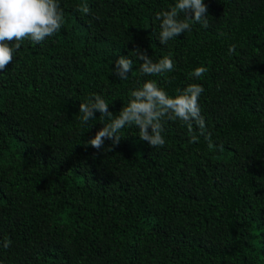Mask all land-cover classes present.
Listing matches in <instances>:
<instances>
[{
    "label": "trees",
    "instance_id": "trees-1",
    "mask_svg": "<svg viewBox=\"0 0 264 264\" xmlns=\"http://www.w3.org/2000/svg\"><path fill=\"white\" fill-rule=\"evenodd\" d=\"M203 2L207 28L160 44L156 13L175 0H59L61 31L14 50L0 72V264H264V0ZM136 48L174 70L143 75ZM146 80L169 95L200 84L216 148L166 118L163 147L132 127L87 144L109 120L82 124L79 104L100 95L118 115Z\"/></svg>",
    "mask_w": 264,
    "mask_h": 264
},
{
    "label": "clouds",
    "instance_id": "clouds-1",
    "mask_svg": "<svg viewBox=\"0 0 264 264\" xmlns=\"http://www.w3.org/2000/svg\"><path fill=\"white\" fill-rule=\"evenodd\" d=\"M77 10L85 15L91 11L87 5ZM207 13L203 0H175L171 8L156 13L155 19L160 22V44H167L181 33L191 31L193 23L207 28ZM181 14L183 19L180 18ZM64 24L65 18L59 0H0V72L12 63L13 52L20 48L22 41L30 40L33 44H39L60 32ZM234 50V45L229 47V52ZM133 52L136 59L141 61L140 72L145 76H163L175 68V62L170 56L154 62L151 56L139 48ZM115 65L114 74L120 80H127L133 69V60L128 56H120ZM206 71L205 67H197L190 75L199 78ZM203 91L200 84L191 83L178 90L176 95H169L156 80H146L130 92L128 103L115 116L108 110V103L100 95L93 94L87 102L79 104L81 123L87 125L94 118L95 112L100 113L102 120L108 118L109 122L102 123L103 127L87 144L97 150L105 149V139L111 140L112 145H118L123 138L121 131L132 127L138 129L136 135L139 139L152 148L163 147L166 141L162 134V122L166 118L168 121L183 122L191 134L190 142H198V137L203 136L208 149L214 150L216 145L212 142L211 133L207 132L201 115L199 98ZM106 149L112 151L111 146ZM10 246L11 240L3 241V248Z\"/></svg>",
    "mask_w": 264,
    "mask_h": 264
}]
</instances>
